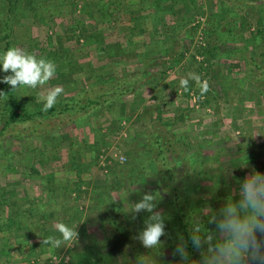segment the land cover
Here are the masks:
<instances>
[{
  "label": "rangeland",
  "instance_id": "374dc122",
  "mask_svg": "<svg viewBox=\"0 0 264 264\" xmlns=\"http://www.w3.org/2000/svg\"><path fill=\"white\" fill-rule=\"evenodd\" d=\"M142 1L16 0L12 47L56 65L46 85L15 89L23 110L43 109V97L56 86L63 89L54 105L60 106L91 86L107 97L102 94L111 78L141 77L129 84L133 91L110 103L112 109L106 104L74 116L19 121L16 131L0 137V264H81L77 254L88 249L89 264H183L173 255L187 242L172 202L175 170L164 171L172 185L163 183L162 192L165 166L151 134L156 125L177 138L179 151L194 155L178 183L183 221H206L236 198L245 176L264 173V0ZM5 6L0 0V30ZM3 45L0 35V55ZM189 74L199 80L188 79L185 89L180 81ZM5 75L0 67V79ZM205 83L209 90L202 94ZM8 108L0 96V128ZM48 179L61 188L57 203L67 207L41 223L56 227L66 216L78 233L60 247L43 243L45 233L35 226L44 220L38 208H55L48 205ZM148 192L157 197L154 211L162 213L166 232L152 249L131 232L115 236L104 225L105 206L111 214L125 211L137 237L150 214L133 208ZM74 207L81 219L73 218ZM15 218L28 224L17 227ZM24 239L29 243H18ZM199 259L197 252L194 264Z\"/></svg>",
  "mask_w": 264,
  "mask_h": 264
},
{
  "label": "clouds",
  "instance_id": "9594fccd",
  "mask_svg": "<svg viewBox=\"0 0 264 264\" xmlns=\"http://www.w3.org/2000/svg\"><path fill=\"white\" fill-rule=\"evenodd\" d=\"M0 67L5 75L0 83L11 89L26 86L37 89L46 85L56 74V65L46 58H37L19 47H11L0 55ZM199 80L195 74L180 81L187 89L188 79ZM209 90L205 83L202 94ZM63 93L60 86L47 91L43 97V110L53 108L58 97ZM6 95L0 92V96ZM157 197L151 192L145 193L134 204L133 212H146L150 215L144 220L145 227L136 237L147 249L156 248L161 244L160 238L166 235L162 213L154 211ZM207 224L195 219V226L190 229V240L194 250L200 253L198 264H264V173L253 171L245 176L238 186L236 198L227 199L224 204L211 215ZM56 230L62 239L48 237L45 244L60 247L78 237V233L64 223H58ZM173 255H178L183 264H193L187 250V244L181 242L176 246ZM140 264H147L141 261Z\"/></svg>",
  "mask_w": 264,
  "mask_h": 264
},
{
  "label": "trees",
  "instance_id": "16d2710c",
  "mask_svg": "<svg viewBox=\"0 0 264 264\" xmlns=\"http://www.w3.org/2000/svg\"><path fill=\"white\" fill-rule=\"evenodd\" d=\"M6 3L5 6V18L1 24L2 29L0 30V35H1V40L3 42V50L6 52L9 48L12 47V40H11V34H12V30H11V26H12V19L14 16V11L16 9V0H4ZM141 2H143L142 0H139ZM230 1H236V2H240L243 3L245 5L249 4V3H254L255 1H261V0H230ZM11 74V73H6V75ZM134 77H141L140 74H136V75H131V77H124L121 79H116V81H114L113 78H111L113 80V82L110 83V86L108 85L105 93L103 92L102 95H106L107 97H99L97 94V90L98 88L96 87H90L87 89H83L81 91H79L77 94H75L72 98L67 99L66 101L63 102L62 105L60 106H54L53 108L49 109L48 111H44L43 109L38 108L35 111H25L23 110L20 105L18 104V100L16 98V94H15V89H11V87L7 84L4 83V93L6 94V98L8 101V119L6 120V122L3 124V126L0 128V137L4 136L5 134L11 132V131H16V130H11L13 127H15L14 125L19 122V121H35V120H42L44 118H49L53 117V116H60L63 115L64 113H69L71 116H74L75 114L78 115V113L84 112V113H88L91 112L92 110L101 107L102 105H108L110 106V109H112V106L110 103H112L115 100H118L120 98H122L124 95H126L128 92H131L134 90V88H132L129 84L132 83V81H134ZM125 80V81H124ZM136 90V89H135ZM110 104V105H109ZM161 118V123H162V117ZM37 123V122H36ZM163 125H170V123H168V121H163ZM39 123L35 125V127H38ZM38 130V129H37ZM151 134L153 135V139H155V146L157 151V157L161 158V160L163 161L162 165L165 166V169L162 172H171L174 173L173 170H175V179L173 178L172 181H175V194L172 198V202L175 200V207H176V211L178 212L179 216H180V235L181 238H184L187 242V247H188V252L190 254V260L194 261L196 259V255H197V251L193 249L192 244H191V240H190V229L192 227L195 226V222H189V221H183L184 219V213H185V208L182 205L181 202V198L183 196L182 193V188L181 186L178 184L179 183V179L183 178L185 176V174L183 171L184 170H188L187 169V163L188 165L190 164L191 161L194 162L193 156H190L189 154H187L186 151H184V149H180V151L178 150L177 147V143L178 140L177 138H173L172 136H169L167 134V131L164 130L163 128H161L160 126L156 125L154 127V130L151 132ZM150 142L152 143L153 141L150 139ZM74 151V149H72ZM75 154V152H74ZM75 156V155H74ZM174 160L175 164H171V162ZM182 162V168L180 167V164L178 163ZM165 172L163 173L162 176H159L160 178V183L159 185H161V189L162 192L166 191L165 189L167 188L166 186H162L163 183H165V185L167 186H171L169 185V183H166V176H165ZM177 175V176H176ZM48 184H50V188L47 190V196L49 197V204L50 207H52L53 205H55V208H51V209H46L43 206H41L42 208H37L39 210H41L42 214L41 217L42 219L44 218V220L40 221V222H36L35 226L37 230H41L43 231L44 237L43 239H47L48 237H57L59 239H62L61 234L56 230V227L54 226H45L44 224H42L41 222L45 223V221L50 220V218H53L54 215H58L61 212V209L63 207H67V204L63 203L60 206V203H57V199L59 198V193L58 191H61V188H59L55 183H53V180L48 179ZM54 184V185H53ZM119 181L116 183V187L118 186ZM122 185V184H121ZM80 187V184L78 183V188ZM106 188L109 189H113V186L107 185L105 186ZM64 188H69V186H65ZM69 191L70 188H69ZM59 204V206L57 205ZM42 205V204H41ZM40 206V205H38ZM78 208V207H77ZM74 207L73 209V218H75V220L77 219H81L82 215L81 212H79V209H77ZM111 206H109L107 208V206H105L104 211L108 213H106L105 217V227L106 224H109L110 226H112V228L110 229V232L115 234V236H118L122 233H126V232H131L133 235V239L136 238V233L134 232L135 227L133 226V224L128 220V216L125 213V211H122L121 214H111V212L108 210L110 209ZM34 210L31 208V211ZM72 216V215H71ZM15 223L17 227H21L23 225H27L28 223L23 224V220H21L20 218H15ZM208 220V218H207ZM207 220L204 221L206 227L207 225ZM66 222H70L66 216L62 217V220L59 219V223H64L67 224ZM73 223V222H72ZM120 224V225H119ZM104 225H102L104 227ZM114 225H116V227L114 228ZM42 234V233H40ZM61 237V238H60ZM138 240V239H137ZM28 240H23V241H18L19 244H23V243H29L27 242ZM30 246L32 248V250L34 249V244L32 242H30ZM50 244V243H49ZM47 245V244H46ZM130 246V245H129ZM131 248L135 249L134 247L131 246ZM93 250L92 249H88L85 250L83 252H81V254H77V259L81 262V264L84 263H92L93 262V256H92Z\"/></svg>",
  "mask_w": 264,
  "mask_h": 264
}]
</instances>
